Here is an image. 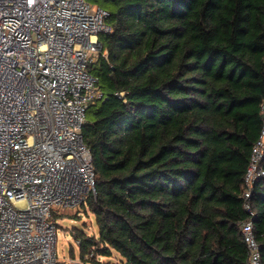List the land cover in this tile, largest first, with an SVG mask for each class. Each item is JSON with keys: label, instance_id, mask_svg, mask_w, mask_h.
<instances>
[{"label": "trees", "instance_id": "obj_1", "mask_svg": "<svg viewBox=\"0 0 264 264\" xmlns=\"http://www.w3.org/2000/svg\"><path fill=\"white\" fill-rule=\"evenodd\" d=\"M107 1L104 56L88 66L102 96L81 131L98 230L76 234L85 264H249L247 221L264 264V178L252 215L243 199L264 119V0Z\"/></svg>", "mask_w": 264, "mask_h": 264}, {"label": "built area", "instance_id": "obj_2", "mask_svg": "<svg viewBox=\"0 0 264 264\" xmlns=\"http://www.w3.org/2000/svg\"><path fill=\"white\" fill-rule=\"evenodd\" d=\"M108 16L87 0H0V264H56L54 214L96 195L81 131L102 96L88 66ZM263 156L264 119L244 177L251 215ZM241 231L248 263L262 264L252 222Z\"/></svg>", "mask_w": 264, "mask_h": 264}, {"label": "rangeland", "instance_id": "obj_3", "mask_svg": "<svg viewBox=\"0 0 264 264\" xmlns=\"http://www.w3.org/2000/svg\"><path fill=\"white\" fill-rule=\"evenodd\" d=\"M91 6H100L105 9H111L112 5L107 0H87ZM54 220L57 224V263L68 264L71 261L85 264L79 248V241L76 234L82 232L87 236H96L98 234L95 216L84 210L82 205L76 208L59 210L58 214H54ZM115 257V254H114ZM117 257V256H116ZM101 261H107V258H100ZM89 264V262H87Z\"/></svg>", "mask_w": 264, "mask_h": 264}]
</instances>
